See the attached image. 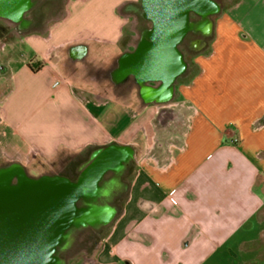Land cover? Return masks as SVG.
<instances>
[{
  "label": "crops",
  "instance_id": "1",
  "mask_svg": "<svg viewBox=\"0 0 264 264\" xmlns=\"http://www.w3.org/2000/svg\"><path fill=\"white\" fill-rule=\"evenodd\" d=\"M131 1L66 0L0 44V153L127 152L128 189L86 264H264V0L219 5L164 90L119 72L141 40Z\"/></svg>",
  "mask_w": 264,
  "mask_h": 264
},
{
  "label": "water",
  "instance_id": "2",
  "mask_svg": "<svg viewBox=\"0 0 264 264\" xmlns=\"http://www.w3.org/2000/svg\"><path fill=\"white\" fill-rule=\"evenodd\" d=\"M32 0H0V17L17 22ZM144 18L151 22L135 49L125 54L119 72L140 83H159L172 89L185 70L179 44L193 27L190 13L207 19L219 10L214 0H140ZM127 152L108 146L82 176H26L21 166L0 168V264H63L57 248L66 244L71 227L106 223L113 210L77 208L80 198L97 194V181L107 167L117 166ZM16 183H12V178Z\"/></svg>",
  "mask_w": 264,
  "mask_h": 264
},
{
  "label": "flooded vegetation",
  "instance_id": "3",
  "mask_svg": "<svg viewBox=\"0 0 264 264\" xmlns=\"http://www.w3.org/2000/svg\"><path fill=\"white\" fill-rule=\"evenodd\" d=\"M38 0H32V4L29 7L28 10H26L22 18L17 21H11L10 19L1 18L0 20L6 21L9 25H13L14 27L9 29L6 26H3L0 24V44H4L5 46H8L10 42L13 40L10 37V34L12 31H16L20 36L25 33L26 31H29L33 27H40L43 25L42 21V13L40 11L39 6H43L44 4L40 5L37 2ZM44 1L45 5H50L56 3L57 0H42ZM216 1L218 4L219 2ZM220 5V4H219ZM129 11L137 14L140 17V22H142V26L138 29L139 34L141 36V39L144 38L145 32L148 31L151 27V22L143 17L142 10L140 8V0L137 1H131L129 2ZM214 14L209 15L208 17H212ZM190 22L193 24V27L187 32L184 39L181 41L178 47L185 45V50L180 49V51L183 54V58L186 57V54L190 51H193L195 49L193 43L199 41L201 43H205L208 39V35H206L203 31L198 29V26L202 25L201 22L204 20L203 17H201L198 14L190 13L189 16ZM147 23L148 25H143L144 23ZM2 34V36H1ZM4 35H9L7 39H4ZM188 36H191V38L187 39ZM187 39V41H186ZM6 59L2 58L0 59V75H2V78H5L7 74V69L5 66ZM6 79V78H5ZM8 83H6L7 85ZM107 147H96L95 149H88L83 151L82 153L74 156L68 157L64 169L69 171L71 175L66 174H52V175H39L40 176H63L68 178L71 181L78 180L81 176L83 171L88 168L93 162L96 161V159L99 157L102 151H104ZM10 165H18L17 163H10L9 165L0 166V168L7 167ZM19 166V165H18ZM23 169V167H22ZM134 169V165L130 159H124L119 162L117 166L113 165L112 167H107V169L103 172L100 179L97 181V186L99 188L97 194L90 198H80L76 202L77 208H86L88 206H96L99 208H109L113 206V210H116L118 207V204L120 201L123 200L126 191L128 189V181L129 177ZM26 176L35 178L32 176H29L25 169H23ZM37 178V177H36ZM12 183H16V178H12ZM107 227L106 223H95V224H86V225H80L71 227L67 230V233L69 234V238L67 239L66 244L60 245L57 248V254L59 255L61 252H64L69 247V242L72 238H74V235L82 230L88 229L89 232L94 234H99L103 229ZM60 257V256H59ZM64 264V262H63Z\"/></svg>",
  "mask_w": 264,
  "mask_h": 264
},
{
  "label": "rangeland",
  "instance_id": "4",
  "mask_svg": "<svg viewBox=\"0 0 264 264\" xmlns=\"http://www.w3.org/2000/svg\"><path fill=\"white\" fill-rule=\"evenodd\" d=\"M65 1L66 0H57L56 3H52L50 5H45L44 1L38 0V4L43 6H39L40 11L42 13V21L43 25L40 27H33L31 30L34 29H41L43 30L46 26L52 24L56 20L60 19L63 16L64 8H65ZM137 1V0H134ZM220 4V8L224 9L233 3H235L237 0H217ZM122 11V10H121ZM124 12V11H122ZM131 15V20L136 21L135 25L133 23H128V26L126 27V31L128 33L131 29L137 30L142 26V22H140V17L136 14L133 15L131 13H125ZM0 24L3 26L8 27L9 29L13 28L14 26L11 25L9 27L8 23L6 21L0 20ZM143 25L147 26L148 24L145 22ZM2 32V31H0ZM2 36V34H1ZM4 39H7L9 35H4ZM22 36V35H21ZM16 31H12L10 34V37L12 40L18 39L21 37ZM128 36V34H127ZM191 38V36H188L187 39ZM186 39V41H187ZM7 48V47H6ZM182 50H185V45H182L179 47ZM9 50V48H8ZM191 52L186 54V59L189 60L191 56ZM4 86H6L7 82H4ZM8 90V88H7ZM10 154L9 156H6L4 154L0 153V166H6L10 163L16 162L19 166L23 167L25 169L26 173L29 176L32 177H38L39 175H52V174H69L70 172L64 169V165L68 159L69 156H63V155H57L54 158L47 159L45 157H42L38 152H33L24 157H15ZM106 232V228L101 231L99 234H94L89 232L88 229L82 230L77 232L74 235V238H72L69 242V247L66 251L61 252L59 254L60 258L63 260L64 264H78L83 263L86 264L89 260L93 257L94 249L99 242L101 236Z\"/></svg>",
  "mask_w": 264,
  "mask_h": 264
},
{
  "label": "built area",
  "instance_id": "5",
  "mask_svg": "<svg viewBox=\"0 0 264 264\" xmlns=\"http://www.w3.org/2000/svg\"><path fill=\"white\" fill-rule=\"evenodd\" d=\"M232 142H236V140H232Z\"/></svg>",
  "mask_w": 264,
  "mask_h": 264
}]
</instances>
